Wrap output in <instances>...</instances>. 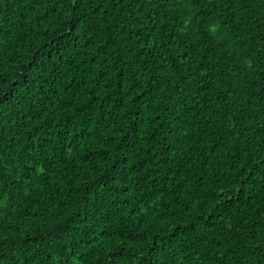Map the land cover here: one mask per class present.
<instances>
[{
	"label": "trees",
	"instance_id": "16d2710c",
	"mask_svg": "<svg viewBox=\"0 0 264 264\" xmlns=\"http://www.w3.org/2000/svg\"><path fill=\"white\" fill-rule=\"evenodd\" d=\"M54 8L0 0V227L15 264H264L235 255L264 226V25L235 23L251 19L234 0L139 23L109 5L114 31L96 36ZM205 64L220 87L185 85Z\"/></svg>",
	"mask_w": 264,
	"mask_h": 264
},
{
	"label": "snow or ice",
	"instance_id": "6c2138e0",
	"mask_svg": "<svg viewBox=\"0 0 264 264\" xmlns=\"http://www.w3.org/2000/svg\"><path fill=\"white\" fill-rule=\"evenodd\" d=\"M30 2V0H29ZM50 3L56 6V8L63 11L64 15L67 16L68 20L71 22L73 18H75L76 23L78 25H82L83 29L86 33H91L92 35L99 36L101 32H111L114 31L112 25L110 24V20L114 19L112 16V12L109 10V5H114L116 8L120 9V14H127L129 17H135L137 23H139V15L145 14L146 16L155 19L152 16V13L160 8H168L169 11H175L177 6L182 7H191L195 4L199 3V0H50ZM254 3H259L261 5V12L257 14L254 11H251L247 5H252ZM234 4L240 5V7L244 8L246 12H248L251 22L249 19L241 16L239 18H233L234 22L237 24H249V27L264 25V0H234ZM56 8L53 10L56 11ZM145 9H147V13H145ZM60 11H56V15L59 16ZM205 13H201L200 16H205ZM200 16L195 17L196 19H200ZM210 18L205 19L204 23L208 24ZM219 27V25H215ZM185 31H191V29H185ZM91 40V36H89ZM100 44H105V41L102 36H100ZM0 51H2V45H0ZM249 64L253 69L256 68V64L253 61L249 60ZM146 66V65H145ZM214 69L209 67L207 64L201 66L196 75L191 76L190 79L185 81V85H191L192 81H196V86L201 90L207 91L205 88V84L209 86H214L217 89L220 87L219 84L215 82L213 79L212 73ZM261 73H264V66L260 68ZM167 75V73H164ZM157 81L159 80V74H156ZM167 83H173L171 77H168ZM139 86V85H137ZM177 86V85H173ZM184 87H178V91H184ZM153 92L158 91L157 89H153ZM164 92H167V89H163ZM149 93V89L145 88L143 92L139 93L141 97L144 94ZM2 95V94H0ZM169 97L174 95V93H169ZM157 99H161L160 96H157ZM264 103V100L261 101ZM3 101L0 100V112L4 109L2 107ZM75 114V113H74ZM163 116V113H159ZM244 113H239L238 119L241 123H243ZM261 116L264 117V112L261 113ZM231 119V117H229ZM2 123V122H0ZM235 127V125H233ZM261 132L257 133V135L264 134V124L260 126ZM4 129L0 127V133H3ZM4 141L2 136H0V145H3ZM5 153L2 148H0V170H3L6 166L4 165ZM15 167L18 169L20 167L19 164H16ZM243 167V165L241 166ZM261 167H264V163L261 164ZM246 171L251 172L250 169H246ZM5 177L0 176V191H3V180ZM261 180L264 181V176L261 177ZM3 201H0L2 204ZM2 213H0V217H2ZM0 223H2V219H0ZM260 228L259 233L255 234V238L253 239L250 247L253 251L248 252L247 255L243 252L235 251V255L241 261H250L257 252L264 254V226L258 225ZM227 231L235 232L236 228L234 225L229 224L226 227ZM15 245L12 244L8 235L4 234V229L0 227V264H15V260L13 259L16 255L14 250ZM31 251V248L29 249ZM11 253V255H9ZM226 254V253H224ZM264 258V257H262ZM145 264H150V258L145 261ZM233 264H236V261H233Z\"/></svg>",
	"mask_w": 264,
	"mask_h": 264
}]
</instances>
